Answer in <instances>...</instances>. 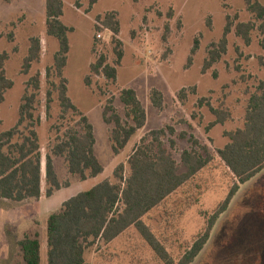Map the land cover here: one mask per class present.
<instances>
[{
	"label": "rangeland",
	"instance_id": "374dc122",
	"mask_svg": "<svg viewBox=\"0 0 264 264\" xmlns=\"http://www.w3.org/2000/svg\"><path fill=\"white\" fill-rule=\"evenodd\" d=\"M62 1L60 20L71 29L67 33L69 52L63 70L67 96L93 128V151L103 171L83 181L69 174L64 158L51 155L61 188L54 197L46 196L45 157L51 154L56 137L62 136L79 118L70 112L64 120L59 119L61 109L56 92L52 93L47 108L50 83H59L54 67L59 46L55 38L46 34L45 0H0V56L6 55L5 76L13 83L0 103V133L16 125L27 83L39 74L35 116L40 118L36 131L41 153L40 198L22 203L0 201V264H22L17 242L35 233L39 235L41 264H47L48 216L60 211L63 202L78 193L104 181L114 183L113 172L119 164L124 165L123 174L127 177V160L134 148L148 133L161 129L166 131L162 137L164 147L181 171H184L181 154L192 148L194 140L199 143L197 151L203 153L202 147H205L213 157L204 169L143 219L170 256L178 261L204 232L207 221L236 183L216 152L228 143L225 133L243 127L248 100L258 83L264 81L261 45L264 38L256 29L251 32L250 44L246 45L234 30L238 23L254 22L258 26V22L247 10L244 0H99L92 7L88 0ZM257 1L264 7V0ZM108 13L116 14L118 35L97 21V17L103 18ZM227 18L232 27L226 36V52L203 73L209 47L223 37ZM33 37L40 40V60L24 74L23 60ZM113 39L120 42V60ZM195 40L198 48L191 55ZM101 56L107 65L116 69L115 81L91 72L90 65ZM48 68L50 79L46 76ZM123 89L136 92L145 110L146 122L125 149L115 155L109 140L113 126L104 123L102 111L112 101L115 111L125 119L124 107L119 101ZM151 90L161 93V109L151 104ZM211 109L225 113L227 121L209 127L216 120ZM7 255L10 259H6ZM84 258L87 264H163L134 228L109 244H96ZM192 264H264V169L239 187Z\"/></svg>",
	"mask_w": 264,
	"mask_h": 264
},
{
	"label": "trees",
	"instance_id": "16d2710c",
	"mask_svg": "<svg viewBox=\"0 0 264 264\" xmlns=\"http://www.w3.org/2000/svg\"><path fill=\"white\" fill-rule=\"evenodd\" d=\"M99 0H88L90 7ZM247 10L254 16L255 22L238 23L235 35L246 45L251 42V32L258 30L264 38V7L257 0H244ZM46 34L55 38L59 50L54 57L55 74L59 83L51 82V89L46 93L47 108L53 92L57 93L61 114L59 119L72 112L78 121L67 129L62 136L56 137V144L51 154L45 157V180L48 186L46 196L50 197L61 187L54 170L51 155L64 158L70 175L81 180L96 177L103 168L94 155L95 144L93 128L86 116L81 114L67 96V81L63 78V70L67 63L69 42L67 28L60 20L63 16L62 0H45ZM103 28L114 35L119 34V23L116 14L108 13L103 18L97 17ZM223 37L217 44L212 43L208 50V58L204 61L202 72L205 73L214 66L226 52V36L231 30L227 18ZM99 30V27H96ZM116 44L115 52L119 60L122 54L118 51L120 42ZM264 47V42L261 43ZM198 48L195 40L191 55ZM41 46L38 38H31L28 54L23 60V73L27 74L34 62L40 60ZM0 56V103L4 94L11 89L13 83L6 78L4 60ZM118 60V61H119ZM188 62H191L189 58ZM118 65V62H117ZM91 72L103 76L106 80L115 81L117 72L114 67L105 63L104 57H99L96 63L90 65ZM50 68L46 70L50 79ZM40 75L36 74L27 83L28 88L19 107V117L16 125L0 133V199L22 203L38 199L41 196V153L36 128L40 118L35 116L37 94L40 89ZM86 84L88 80L85 79ZM31 90V93L28 91ZM119 101L124 107L123 119L113 108L112 101L103 108V121L113 126L109 140L112 152L117 155L125 149L137 131L145 126L146 113L137 94L132 89H123ZM203 100L200 101L202 103ZM150 102L157 108H162V95L157 90H151ZM216 120L209 125H223L227 115L211 109ZM170 134L173 130L168 128ZM166 131H152L144 136L134 148L127 160L129 175L124 177V165L119 164L113 172L114 183L104 181L87 191L78 193L62 204L60 211L50 214L46 222V263L47 264H87L84 255L96 244H109L134 228L142 240L148 245L154 257L163 264H192L207 244L211 230L218 216L226 211L241 185L246 184L264 169V81H260L255 92L250 96L244 115L242 128L227 132L224 137L228 143L217 150V156L233 175L236 183L229 190L225 200L218 210L207 221L204 232L199 235L182 257L175 261L164 245L150 231L144 222V217L158 207L168 196L179 189L188 180L204 169L213 159L207 148L202 152L196 150L199 143L194 140L192 148L181 154L180 170L172 154L164 147L162 137ZM174 142L171 141V148ZM39 235L24 237L17 245L22 264H41V247Z\"/></svg>",
	"mask_w": 264,
	"mask_h": 264
},
{
	"label": "crops",
	"instance_id": "0c3cea01",
	"mask_svg": "<svg viewBox=\"0 0 264 264\" xmlns=\"http://www.w3.org/2000/svg\"><path fill=\"white\" fill-rule=\"evenodd\" d=\"M226 144H227V143H225V145H226ZM58 191H60V190H58ZM58 191H55V192L52 194V196H50V197H51V198L54 197V195H55L56 193H58ZM50 197H49V198H50ZM49 198H48V199H49ZM1 200H2V202H7V200L0 199V201H1ZM24 202H25V201H24ZM63 203H64V202H63ZM19 241H20V240H18V242H19ZM18 242H17V243H18ZM6 259H10V256L7 255V256H6ZM3 264H6V262H3Z\"/></svg>",
	"mask_w": 264,
	"mask_h": 264
},
{
	"label": "built area",
	"instance_id": "2783aa9c",
	"mask_svg": "<svg viewBox=\"0 0 264 264\" xmlns=\"http://www.w3.org/2000/svg\"><path fill=\"white\" fill-rule=\"evenodd\" d=\"M98 38H101V35H98Z\"/></svg>",
	"mask_w": 264,
	"mask_h": 264
}]
</instances>
